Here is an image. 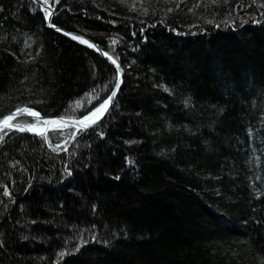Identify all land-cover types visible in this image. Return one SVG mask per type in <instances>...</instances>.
Masks as SVG:
<instances>
[{
  "label": "trees",
  "instance_id": "1",
  "mask_svg": "<svg viewBox=\"0 0 264 264\" xmlns=\"http://www.w3.org/2000/svg\"><path fill=\"white\" fill-rule=\"evenodd\" d=\"M49 2L125 75L94 128L1 130L0 264H264V0ZM45 19L0 0V116H82L114 85Z\"/></svg>",
  "mask_w": 264,
  "mask_h": 264
},
{
  "label": "water",
  "instance_id": "2",
  "mask_svg": "<svg viewBox=\"0 0 264 264\" xmlns=\"http://www.w3.org/2000/svg\"><path fill=\"white\" fill-rule=\"evenodd\" d=\"M33 1H35L39 6H41L45 10L50 9L52 11V13H53L52 16L50 18L46 16V19H45L47 27H49V28H51V29H53V30L65 35V36L71 37V38L74 35L78 36V37H82L84 40H87L89 42V44L94 45V47H90L89 44H86L88 47L95 50L97 53H99L101 56H103L109 63H111L113 67H115V69L117 71V76H116V80H115V85H114L111 93L113 91H115L116 96L113 99L111 105L109 106L108 111L95 124L91 125L88 128H91L94 125L101 123L107 117L108 113L110 112V110L112 109V107L114 106V104L116 102V98L119 94L120 88H121L123 80H124L125 71H124L123 66L111 54H109L103 47H101L92 37H90V36H88L82 32L70 30V29H67V28L59 25V24L54 23L53 18L55 15V7L50 2L48 4H45L44 0H33ZM76 40H79V39H76ZM105 53H107V55H105ZM110 57H111V59H110ZM113 61H115V63H113ZM117 85H118V90H117ZM111 93H110V95H111ZM12 114L16 115L18 117L31 116L27 112H24V111H15V112H12ZM90 115H87V116H90ZM31 117H34V116H31ZM84 117L76 118V117L62 116V115L43 116V115L39 114V116L36 118H39L40 120H44V121H58L59 122V123L45 124L43 131L46 132L47 130L51 129L52 127H55L56 125H60V124L73 126V127H80V125L77 122L80 120H83ZM3 121H4L3 119H0V129H1V126L3 125ZM30 132H33V131H30Z\"/></svg>",
  "mask_w": 264,
  "mask_h": 264
},
{
  "label": "snow or ice",
  "instance_id": "3",
  "mask_svg": "<svg viewBox=\"0 0 264 264\" xmlns=\"http://www.w3.org/2000/svg\"><path fill=\"white\" fill-rule=\"evenodd\" d=\"M56 2H58V0H56ZM44 3L45 4H48L49 3V0H44ZM52 11L49 9V10H46V16L47 17H51L52 16ZM72 39H79L81 43H85V44H89V42L87 40H84L82 37H78V36H72ZM90 47H94V45L92 44H89ZM105 55H107V53H105ZM111 59V57H110ZM113 63H115V61H113ZM117 90H118V85H117ZM116 96V92L113 91L111 93L110 96H108L104 102L95 109V111H93L91 113L90 116H85L83 120H80L78 121L77 123L80 125V129L79 130H85L87 129L88 127H90L91 125L95 124L109 109V106L111 105L113 99L115 98ZM24 112H27L29 115L31 116H34V117H38L39 116V113L37 112H33L29 109H24L22 110ZM14 119L13 116H8L4 119L3 121V125L5 127H13V125L10 123V121H12ZM44 124H49V123H59L58 121H44L43 122ZM15 127L18 128V130L20 131H35L36 130V126L35 125H27V126H19V125H16ZM43 134V133H41ZM63 255V254H62Z\"/></svg>",
  "mask_w": 264,
  "mask_h": 264
},
{
  "label": "bare ground",
  "instance_id": "4",
  "mask_svg": "<svg viewBox=\"0 0 264 264\" xmlns=\"http://www.w3.org/2000/svg\"><path fill=\"white\" fill-rule=\"evenodd\" d=\"M125 75V74H124ZM116 80V79H115ZM123 84V83H122ZM114 85H115V82H114ZM114 85H113V87H114ZM113 87H112V89H113ZM122 87V86H121ZM112 89H111V91H112ZM121 89V88H120ZM111 91H110V93H111ZM110 93L108 94V96L110 95ZM107 96V97H108ZM106 97V98H107ZM118 97V96H117ZM116 100H117V98H116ZM104 102V101H103ZM102 102V103H103ZM101 103V104H102ZM100 104V105H101ZM99 105V106H100ZM84 105L82 104V103H80V105H79V107H83ZM99 106H97V107H99ZM96 107V108H97ZM95 108V109H96ZM95 109L94 110H92V111H90V112H88L87 114H85V115H82V116H78V117H76V118H81V117H84V116H87V115H90L93 111H95ZM29 110H31V111H33V112H37V113H39L40 115H43V116H53V115H48V114H44V113H42V112H40V111H38V110H35V109H29ZM15 111H22V110H11V111H7V112H5V113H3L1 116H0V119H5L6 117H8V116H13L14 117V119L12 120V121H10V123L13 125V127H5L4 125H2L1 126V129H0V132H1V130L2 129H4V128H6V129H12V130H16V131H19V132H28V133H30V134H35V135H38V136H40V135H43V134H45V133H47L48 131H51V130H53V129H58V128H62V127H64V126H68V125H62V124H60V125H56L55 127H52L51 129H49V130H47L46 132H44L43 130H44V120H40L39 118H36V117H31V116H22V117H27V118H30V119H35V120H38V121H40L41 123L40 124H35V126H36V130L35 131H33V132H30V131H20V130H18V128L17 127H15L16 125H19V126H27V125H29V124H22L21 122H19V117L18 116H16V115H13L12 114V112H15ZM62 116H67V115H62ZM70 117H73V116H70ZM100 124V123H99ZM99 124H97V125H99ZM31 125H34V124H31ZM37 125H42L41 127H37ZM97 125H94L93 127H91V128H94V127H96ZM77 128V132H83L84 130H79L78 131V129H80V127H76ZM91 128H87V129H91ZM86 130V129H85ZM41 133H43V134H41ZM50 149L51 150H53V147L52 146H50Z\"/></svg>",
  "mask_w": 264,
  "mask_h": 264
},
{
  "label": "rangeland",
  "instance_id": "5",
  "mask_svg": "<svg viewBox=\"0 0 264 264\" xmlns=\"http://www.w3.org/2000/svg\"><path fill=\"white\" fill-rule=\"evenodd\" d=\"M122 65V64H121ZM115 68V67H114ZM124 68V67H123ZM124 71H125V69H124ZM42 125H37V127H41Z\"/></svg>",
  "mask_w": 264,
  "mask_h": 264
}]
</instances>
